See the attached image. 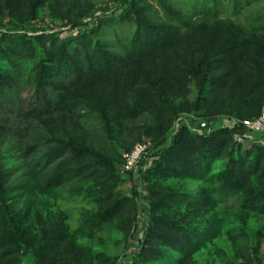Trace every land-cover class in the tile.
I'll use <instances>...</instances> for the list:
<instances>
[{"label":"rangeland","instance_id":"374dc122","mask_svg":"<svg viewBox=\"0 0 264 264\" xmlns=\"http://www.w3.org/2000/svg\"><path fill=\"white\" fill-rule=\"evenodd\" d=\"M168 1L182 13L180 21L163 11L160 0L137 3L163 28L155 38L168 39L173 24L174 48L154 52L151 64L142 58L137 65L144 71L137 75L130 62L117 65L109 80L99 77L100 68L86 69L83 89L89 93L77 91L80 105L70 117L55 114L42 125L12 113L36 103L34 73L43 53L0 71L17 76L0 93V125L8 128L0 138V264H249L261 248L264 210L236 190L231 177L235 164L244 180L256 178L264 134L241 144L227 133L212 141L186 131L176 146L175 158H183L175 159L176 170L143 176L124 168L126 154L139 144L167 149L177 115L241 121L264 107V0H218L217 8L213 0ZM115 3L0 0V20L33 28L32 38L44 37L42 46H52L51 34L64 27L57 37L71 41V50L80 33L103 27L91 35L92 48L101 42L114 58L140 59L143 54L130 59L134 50L123 47L133 45L135 16L123 20L118 8L77 23ZM194 65L205 70L193 73ZM67 78L76 80L77 73L56 80L69 83ZM152 81L167 92L160 96ZM46 91L56 101L58 92ZM63 148L66 155L59 157Z\"/></svg>","mask_w":264,"mask_h":264},{"label":"trees","instance_id":"16d2710c","mask_svg":"<svg viewBox=\"0 0 264 264\" xmlns=\"http://www.w3.org/2000/svg\"><path fill=\"white\" fill-rule=\"evenodd\" d=\"M8 4L10 5L14 0H6ZM215 1V6L217 8L218 6V0ZM160 6L163 9L165 13L168 15H172L175 20L180 21L182 18V13L179 11L174 12L173 7L170 4L168 0H160ZM118 8L122 9L121 12V18L123 20L131 21L130 18L133 16L136 17V20H132L135 25H137V31L135 33L136 37L134 39L133 45H123L124 49L127 51H131V49L134 50V53L128 52V57H136L137 54L143 56L139 59H135L134 61L131 59L129 61L122 58L121 56H115L118 58H114L113 54L109 52L106 49V46L104 43L99 42L97 45L95 44V48H92L93 41L91 39L92 34H96L100 31H102L103 27L98 28L95 32L92 31L91 34H84L80 33V35L77 37V48L76 50L70 49V42H60L59 37H57V33L63 32L64 27H61L57 32H53L51 34L53 40H52V46H42L43 42L42 39L44 37H35L32 38L31 36L33 33L35 34V30L28 25L24 24H18V23H12V22H4V20H0V71L4 70L6 68H16V60L18 59H34L37 57L38 52L43 53V55H40V62L37 64V67H35V88H36V103L28 108V109H20L19 111H12L14 115L21 118L22 120L30 121V120H37L40 124L45 125L48 120H51L55 114L58 115H66L70 117L73 115V113L76 111L78 106L80 105L78 98L79 94L78 92H83L85 94H88L89 92H85L83 87L86 84L87 79H89L88 74L86 73V69L92 70L96 68L99 69V77H102V79H110L111 76L117 74V70L119 68H122L130 62L129 68H132V73L140 74L141 67L137 65L139 61H141L142 58H148V63L151 64L149 58L153 57L154 52H166L167 50L173 49V37L171 38V33L169 32V29L174 30V26L172 23H169L168 25V31H166L167 37L163 34L160 37L155 38V36L158 34V31L163 29L161 26H158L156 24H153L150 22V19L146 15V13H143V9L138 8L137 0H116L115 6L111 9H98L94 12L87 14L86 16L82 17L80 20L77 21V23L85 22L90 23L97 19H103V17L108 13L109 11L115 12ZM77 26L76 24H73V27ZM176 32H179L178 29ZM45 34V33H44ZM179 34V33H178ZM97 35V34H96ZM144 38V40H142ZM13 44V45H12ZM38 44L39 48L34 47L33 45ZM22 45V47L19 49L16 47H19ZM58 45H60L59 48ZM42 49V50H40ZM158 52V53H159ZM126 60V62H125ZM132 61V62H131ZM117 65H121L119 68ZM148 66V65H145ZM203 67V64L201 65ZM128 68V69H129ZM205 69L196 67L194 65L193 73H202ZM131 72V69L129 70ZM117 72V73H115ZM4 74H0V93H3L5 89L12 86V83L17 78L16 75H8L7 72H3ZM77 73V79H70L69 83H65L64 81H58L56 80V77L58 76H69V74ZM103 74V75H102ZM146 75H149V72H145ZM208 76L209 73L205 71L204 74V80H203V86L206 88V84L208 82ZM94 74L92 78H94ZM91 78V79H92ZM47 87H51L54 91L58 92V97L56 101H53L48 93H47ZM151 87L154 90H160L159 93L160 96L164 95L166 91V86H161L157 82L152 81ZM81 102V101H80ZM102 102V101H101ZM82 103V102H81ZM107 106H109V103H106ZM263 108L259 112L258 115L248 118V119H255L258 116L261 115ZM231 120V119H230ZM246 120V119H245ZM176 122V128L172 136V140L170 145L167 149L163 150L161 149V143L156 144L153 146V148H150L154 150V152L151 154L150 157L155 158L150 167L144 168L145 160L141 162V169L139 173L144 174L143 176H147L149 174H153L155 171L161 172L164 174V172L168 170H176V162L177 160L183 161V158H178L176 154V146L177 143L181 140V137L183 133L185 134L186 131H191V134L198 135L202 137V139H212L214 140V135L219 133H227L232 138L236 133H244L243 127L239 126L234 129H225V132L217 131L219 128V123L217 120H210L207 122V127L200 130L201 123L203 121H199L197 119L194 120H188L186 117L177 115L175 117ZM6 129H8L6 126L0 125V130L3 132L1 134L0 132V138L2 135L5 134ZM29 129V128H28ZM30 128L28 131H31ZM217 131V132H214ZM263 133L257 134V135H263ZM29 135V132H28ZM27 135V136H28ZM210 143V145L213 149L215 148L214 143ZM258 145V142H257ZM134 149V148H133ZM132 149V150H133ZM131 150V151H132ZM130 151V152H131ZM67 152L66 148L59 149V152L57 153L58 156H65ZM177 159V160H175ZM255 166L257 167L256 172L254 173L256 176L255 179L252 180L250 183L249 177H247L246 180H244V173L243 169H241V165L236 168L233 167L232 177L231 180L232 186L236 188V190L245 191L246 198L250 203L255 205L254 207H257L258 209L264 210V147L261 148L259 151L257 158H256ZM186 167H190V163L185 165ZM263 168V169H262ZM186 170V169H185ZM261 170L263 173H261ZM187 171V170H186ZM154 204L150 202V208L152 209ZM260 250V245L253 250V253L251 255V261L249 264H253L257 260V256Z\"/></svg>","mask_w":264,"mask_h":264},{"label":"built area","instance_id":"2783aa9c","mask_svg":"<svg viewBox=\"0 0 264 264\" xmlns=\"http://www.w3.org/2000/svg\"><path fill=\"white\" fill-rule=\"evenodd\" d=\"M200 130L207 127L206 122H202ZM242 126L244 133H236L235 139L243 144L253 140V136L264 132V107L261 115L255 119L246 120H224L219 123V127L222 129H234L236 127ZM150 146L146 144H139L135 148L126 154L124 161V168L127 171L137 172L141 169V162L145 160L144 168L150 167V164L155 158L150 157ZM253 264H264V243L262 244L257 260Z\"/></svg>","mask_w":264,"mask_h":264}]
</instances>
